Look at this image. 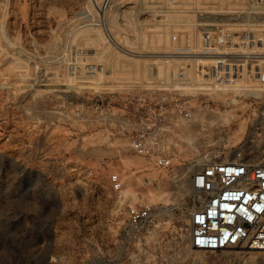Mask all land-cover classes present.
Returning a JSON list of instances; mask_svg holds the SVG:
<instances>
[{
    "label": "rangeland",
    "instance_id": "1",
    "mask_svg": "<svg viewBox=\"0 0 264 264\" xmlns=\"http://www.w3.org/2000/svg\"><path fill=\"white\" fill-rule=\"evenodd\" d=\"M220 27L262 36L264 0H0V264H64L79 229L109 210L110 172L129 196L152 177L144 192L161 188L148 201L168 225L184 221L200 156L228 158L245 143L264 161V122L253 111L264 90L252 73L202 80L207 53L222 49ZM130 86L210 91V115L180 137L169 171L66 106ZM242 258L264 264V251Z\"/></svg>",
    "mask_w": 264,
    "mask_h": 264
},
{
    "label": "built area",
    "instance_id": "2",
    "mask_svg": "<svg viewBox=\"0 0 264 264\" xmlns=\"http://www.w3.org/2000/svg\"><path fill=\"white\" fill-rule=\"evenodd\" d=\"M216 43L222 49L207 53L212 57L203 83L228 82L241 67L264 90V34L220 27ZM209 92L130 86L66 106L81 119L93 114L101 127L118 131L131 151L169 171L180 137L190 135L200 116L210 115ZM253 105L254 116L264 122V96ZM251 151L241 143L227 159L205 153L193 161L192 194L180 211L184 221L168 225L164 210L144 192L149 180L129 196L118 172H110V208L100 220L79 229L64 253V264H250L242 258L246 251H264V161H255ZM48 261L56 262V255Z\"/></svg>",
    "mask_w": 264,
    "mask_h": 264
},
{
    "label": "bare ground",
    "instance_id": "3",
    "mask_svg": "<svg viewBox=\"0 0 264 264\" xmlns=\"http://www.w3.org/2000/svg\"><path fill=\"white\" fill-rule=\"evenodd\" d=\"M258 135H260V134H258ZM257 139V138H256ZM255 139V137H254V139H250V141H255L256 140ZM257 141V140H256ZM257 143V142H256ZM256 145V144H255ZM250 146H252V145H250ZM253 146H254V144H253ZM228 153H229V151H227ZM227 152H226V154H227ZM252 152H254V151H252ZM224 159H227V158H224ZM146 179L147 180H149V181H151V179H152V177H146ZM190 186H191V183H190ZM131 190V189H130ZM124 192H125V189L123 190ZM162 190H161V188L157 185V188H156V190H152L151 188H148V191L146 192V194H147V197H149L148 198V200L149 201H152V202H154V200H156V199H159V195H160V192H161ZM123 192V193H124Z\"/></svg>",
    "mask_w": 264,
    "mask_h": 264
}]
</instances>
